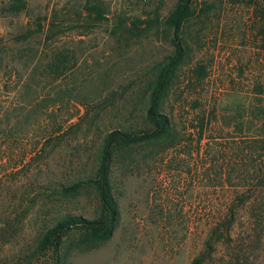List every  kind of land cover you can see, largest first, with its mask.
Listing matches in <instances>:
<instances>
[{"label":"rangeland","instance_id":"374dc122","mask_svg":"<svg viewBox=\"0 0 264 264\" xmlns=\"http://www.w3.org/2000/svg\"><path fill=\"white\" fill-rule=\"evenodd\" d=\"M14 1L0 0V51L23 49L12 37L39 23L31 53L42 65L53 52L69 60L55 82L41 84L37 101L48 108L11 140L18 167L6 159L0 170V264H43L26 258L50 215L92 218L98 208L92 188L61 196L55 185L89 172L106 131L143 125L149 84L174 50L165 20L177 0H22L19 13ZM190 2L186 56L163 107L182 140L116 153L113 235L86 252L65 249L67 264H190L199 255L203 264H264V153L253 145L264 139V0ZM2 82L0 100L13 109L14 84ZM215 215L222 222H211Z\"/></svg>","mask_w":264,"mask_h":264},{"label":"trees","instance_id":"16d2710c","mask_svg":"<svg viewBox=\"0 0 264 264\" xmlns=\"http://www.w3.org/2000/svg\"><path fill=\"white\" fill-rule=\"evenodd\" d=\"M14 3H17L12 4L14 13H19L25 9L22 0H15ZM209 10L210 6L203 7L201 13L205 14ZM195 13L196 10L191 7L190 0H177L173 10L165 20V25L172 34L171 44L174 50L159 66L155 77L149 84V93L142 116L143 125L137 128L121 127L106 131L97 144L94 163L89 172L73 177L67 184L59 183L54 187L55 192L61 196H67L82 188H92L97 198L96 215L92 218H86L82 215L65 212L51 214L49 222L53 223L40 234L34 246H32L29 256L26 258L29 263L42 261L43 264H67L65 249L86 252L110 240L118 223V210L110 183L111 165L117 152L151 142L170 141L171 147L180 144L181 134L176 130L177 126L172 116L165 113L163 107L165 97L171 89L174 74L186 56L183 29L195 16ZM260 14L262 26L259 36L264 39V12ZM36 26L37 28L34 29L27 27L12 37L11 41L15 45L24 46L23 49L9 51L2 49L3 56L0 51V82L3 81L4 88L7 89L13 83L14 96L18 97L13 109L12 104H2L0 100V170L6 159L10 163L14 159L11 140L12 138L22 139L25 127L24 121L37 119L39 109L43 106L46 109L48 108L47 105L43 104L45 99L37 101L40 91L44 88L41 84L45 80L49 84L55 82L65 64L69 63L66 58L67 55L53 52L50 61L42 65L38 51L34 54L31 53L32 50L29 49L28 45L40 38L43 33L42 26L39 23ZM34 60H36V63L31 71L26 73V69L30 67ZM11 67L15 69L13 70L15 77L11 74ZM81 85L78 84V86L66 91L71 95L74 91L80 90ZM6 93L5 99H8L12 93L11 91H6ZM32 94L33 97H31ZM62 94L63 90L58 86V89L54 91V95L59 97ZM54 100H57V98H54ZM31 104L34 108L33 111H26L28 105ZM17 126H19L18 129ZM197 132V142L200 144L203 139L204 128L201 127ZM253 145L256 148L254 152L260 150L264 153V139L254 140ZM23 157H25L24 154ZM13 162L11 167L17 168L18 160ZM263 164L264 160L260 162L259 167L261 169H264ZM229 218L230 220L227 221L232 222L231 218L233 216ZM223 219L222 215H215L210 221L222 222ZM206 245H210V243L206 242ZM203 263L204 257L199 255L192 259L190 264Z\"/></svg>","mask_w":264,"mask_h":264}]
</instances>
